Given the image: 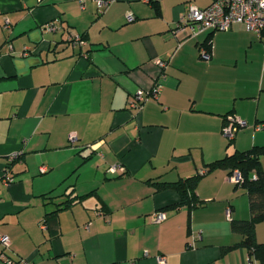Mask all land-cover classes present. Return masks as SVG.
I'll return each mask as SVG.
<instances>
[{
	"label": "crops",
	"instance_id": "1",
	"mask_svg": "<svg viewBox=\"0 0 264 264\" xmlns=\"http://www.w3.org/2000/svg\"><path fill=\"white\" fill-rule=\"evenodd\" d=\"M100 1L0 0L7 253L28 264H259L246 247L228 248L242 237L232 221L251 210L226 169L204 174V204L193 210L164 209L179 193L152 181L188 177L228 152L264 145V37L238 22L197 35L178 28L190 4L213 0H157L159 11L150 0ZM140 89L147 99L137 108ZM228 115L247 122L232 145ZM115 165L122 170L112 172ZM71 190L90 194L60 208ZM161 210L167 218L155 222ZM256 237L264 242V221Z\"/></svg>",
	"mask_w": 264,
	"mask_h": 264
},
{
	"label": "trees",
	"instance_id": "2",
	"mask_svg": "<svg viewBox=\"0 0 264 264\" xmlns=\"http://www.w3.org/2000/svg\"><path fill=\"white\" fill-rule=\"evenodd\" d=\"M150 2L158 9L157 0H151ZM81 37L82 39L85 38L84 36ZM210 40L211 35L206 38L203 47L207 45L208 48ZM229 116L226 117L227 120ZM232 144L233 139L229 141V145ZM263 155L264 145H254L247 150L236 149L233 152H228L222 158L206 163L204 169L191 176L181 177L175 181L155 180L152 181V184L157 190L172 188L179 193V201L166 206L164 209L186 206L189 210H193L204 204L197 192L199 182L204 174L217 168H224L229 174H233L235 170H238L241 179L236 182V186L244 188L249 195L251 217L232 221L233 230L239 232L242 237L239 242L228 246V248L246 247L249 249L252 259L259 261V264H264V242H259L256 237V225L264 221V167L261 160ZM88 194L78 195L71 190L70 193H66V198L60 202L59 206L60 208H68L76 201L84 199Z\"/></svg>",
	"mask_w": 264,
	"mask_h": 264
},
{
	"label": "built area",
	"instance_id": "3",
	"mask_svg": "<svg viewBox=\"0 0 264 264\" xmlns=\"http://www.w3.org/2000/svg\"><path fill=\"white\" fill-rule=\"evenodd\" d=\"M151 1V0H150ZM101 4L108 3V1H100ZM129 20L133 19L129 15ZM243 23L246 27L254 31L259 37H264V0H213L212 3L205 7L199 8L196 5L190 4L188 12L178 23V28L189 27L193 35H197L204 31H223L229 30L234 23ZM72 40L81 41L78 35H72ZM201 55L205 59L211 57L209 51L205 47H201ZM159 65L163 68L166 62L163 59L158 60ZM160 91V84L157 82L153 87L151 94L157 97ZM147 99L144 91L140 89L133 98V106L141 108L143 102ZM247 125L245 120L239 119L235 116H229L226 125L224 126V134L227 138L234 139L236 132ZM76 136L71 135V140H75ZM16 156H12L14 160ZM44 170V168H43ZM112 172L122 170L121 165L112 166ZM9 169L5 170L4 180L6 182L13 180V175L9 173ZM256 177V176H254ZM231 178L237 182L241 179V174L235 170L231 174ZM231 209H228L230 215ZM153 220L155 222H162L167 218L165 211H157L153 213ZM0 241V264H28L25 258L14 259L7 253V248L10 246V239L7 235H1ZM159 262H164L163 256H158ZM254 264V262L252 263Z\"/></svg>",
	"mask_w": 264,
	"mask_h": 264
},
{
	"label": "rangeland",
	"instance_id": "4",
	"mask_svg": "<svg viewBox=\"0 0 264 264\" xmlns=\"http://www.w3.org/2000/svg\"><path fill=\"white\" fill-rule=\"evenodd\" d=\"M228 140H230V139L228 138Z\"/></svg>",
	"mask_w": 264,
	"mask_h": 264
}]
</instances>
